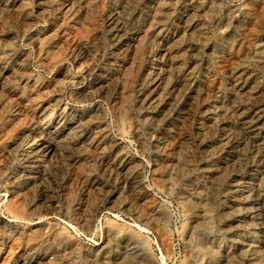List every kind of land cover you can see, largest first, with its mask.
<instances>
[{"label": "rangeland", "instance_id": "1", "mask_svg": "<svg viewBox=\"0 0 264 264\" xmlns=\"http://www.w3.org/2000/svg\"><path fill=\"white\" fill-rule=\"evenodd\" d=\"M12 1L23 2L25 13H35L48 0ZM124 1L92 0L81 8L77 4L73 16L65 21L39 15L35 27L27 26L25 16L0 14V44L13 42L17 52L28 56L37 84L31 96L35 110L0 109V217L13 220L5 212L9 183L20 171L23 153L36 145L32 132L43 109L48 111L46 122L68 110L97 113L106 121L99 149L76 165V173L83 176L72 181L69 172L75 168L66 166L57 175L58 207L31 222L41 220L60 227L63 242L52 245L56 264H93L94 254L107 241L108 227L139 232L163 264H182L193 250L206 258L236 228L234 221H228L233 210L250 207L237 204L231 208L236 171H244L247 183L261 171L262 160L244 134L238 115L255 105L264 111L262 0H140L131 19L129 43L134 47L118 53L109 29L111 17ZM160 2L164 3L160 21L145 40L143 30ZM36 37L41 43L34 41ZM234 44L239 61L232 66L224 61L219 72L218 60H226L222 56ZM233 66L243 74L242 81L252 78L244 93L235 86ZM91 71H110L118 77L116 96L121 94L122 78L130 74L123 110L108 98L82 96L91 84ZM204 83L210 89L199 96L200 106L181 126L183 139L176 141L170 159L162 165L158 142L175 130ZM134 166L157 208L167 213L172 245L168 258L154 233L137 229L141 223L134 210H141L142 205L123 178L125 170ZM157 176L165 182L164 188L157 185ZM13 224L31 228L26 221ZM190 226L195 227L192 242L184 238Z\"/></svg>", "mask_w": 264, "mask_h": 264}, {"label": "bare ground", "instance_id": "2", "mask_svg": "<svg viewBox=\"0 0 264 264\" xmlns=\"http://www.w3.org/2000/svg\"><path fill=\"white\" fill-rule=\"evenodd\" d=\"M139 1H124L111 17L109 38L118 53L132 51L134 47L129 43V36L133 8ZM91 2L92 0H48L42 9H38L35 13H25L23 2L0 0V14L2 17H7L11 15L10 13L25 16L24 22L26 21L27 26L35 27L38 24L39 15L45 14L46 18H58L65 21L73 16L77 4L81 8L83 3L90 5ZM261 4L264 6V0ZM163 5L164 3L160 2L151 21L146 23L147 27L143 30L145 40L152 35L159 23ZM251 31H253L252 27ZM34 41L37 44L41 43L39 37L34 38ZM238 53L236 44L231 45L226 54L222 56L226 60L220 59L217 62L219 72L222 71L224 61L231 66L239 61L236 59ZM231 70L232 75L236 76L237 89L243 93L246 92L252 78L247 77L245 81H242L243 74H239L240 70L235 66ZM108 73L96 74L95 71H91V84L82 91V96L85 99L108 98L113 106H119L123 110L128 94L127 84L130 81V74L127 72L122 78L121 94L116 96L119 88V85H116L118 77L110 71ZM210 87L209 83L200 85L197 99H193L191 107L180 118L178 126L158 142L157 155L163 159L162 165L170 159L176 141L183 139L181 126L193 115L194 109L200 106L199 96ZM36 88L37 84L28 66V56L17 52L13 42L0 44V109L10 110L21 106L29 111L35 110V101L31 100V96ZM253 90L254 86L250 92L253 93ZM194 92L191 94L194 95ZM60 104V101H56V107ZM263 113L261 106L255 105L247 112H241L238 115L244 134L248 137L256 156L262 160L259 165L262 167L261 171H258L252 178V183L245 182L244 171H236L238 178L232 184L230 202L234 204L231 208H235L237 204L250 205V207L233 210L228 221H234L237 224L236 228L229 231L227 238L222 243H218L217 249L213 248L208 257L205 258V254L193 250L182 264H264ZM47 114V109H43L40 113V119L35 123L34 132H32L37 136L36 145L23 153L20 171L9 183L7 191L9 198L5 212L13 220L5 216L0 217V228L3 230L0 232V264H56L57 253L52 245H59L63 242L60 227L50 226L41 220L31 222L37 216L51 215L50 211L58 207L57 175L64 171L66 166H70L75 168L74 172H69L70 179L79 180L83 175L81 172L76 173V165L80 164L82 158L89 153L99 149L106 133V121L97 113L68 110L51 122L45 121ZM123 176L129 190L135 195L136 202L142 205L141 210L137 208L134 210L136 218L141 223L137 229L140 232L154 233L163 255L168 258L172 254V245L166 211L157 208L155 199L144 187L141 172L137 167L126 169ZM156 183L161 188L165 187V182L159 177ZM203 217L206 220V213ZM18 221L30 223L31 228L26 229L13 224ZM194 228L190 226L184 233L186 241H193ZM106 237L105 244L93 256V264H100V261L104 264H163L154 258L139 232L108 227ZM114 246L117 247L116 251Z\"/></svg>", "mask_w": 264, "mask_h": 264}]
</instances>
